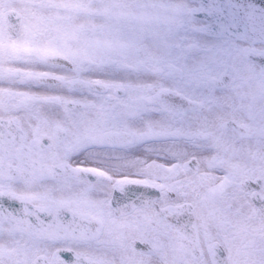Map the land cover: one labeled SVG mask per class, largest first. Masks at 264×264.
Wrapping results in <instances>:
<instances>
[{
  "label": "snow or ice",
  "instance_id": "6c2138e0",
  "mask_svg": "<svg viewBox=\"0 0 264 264\" xmlns=\"http://www.w3.org/2000/svg\"><path fill=\"white\" fill-rule=\"evenodd\" d=\"M0 264H264V0H0Z\"/></svg>",
  "mask_w": 264,
  "mask_h": 264
}]
</instances>
